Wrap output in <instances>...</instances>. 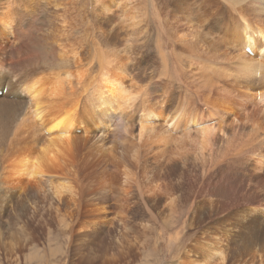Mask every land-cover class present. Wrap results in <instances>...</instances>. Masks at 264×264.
Returning <instances> with one entry per match:
<instances>
[{
  "label": "rangeland",
  "instance_id": "1",
  "mask_svg": "<svg viewBox=\"0 0 264 264\" xmlns=\"http://www.w3.org/2000/svg\"><path fill=\"white\" fill-rule=\"evenodd\" d=\"M19 1L22 2V6L18 8L20 17H23L24 22L28 21L31 24L29 25V34L32 37H36V35L46 36L45 42L37 44L38 46L29 44L28 49L32 56L27 67L29 70L41 69L47 71L48 68L53 66V62H55L53 60L56 57H54L55 55L51 50L53 45L50 43L54 41L51 34L55 25L58 24L57 21H54L53 16L59 13L63 17L62 22L67 27L64 40L68 43L77 44L79 58H81L78 62H81V65L84 66L82 69L91 66V68H94L93 49H111L120 56L125 53L127 84L130 83L129 80L132 77L135 80L131 81L141 84L145 88V91H142L133 106L138 108V105L143 101L142 99L147 98V101L151 103L146 108L144 107L145 109L153 104V107L157 109L158 106H163V114L169 116V111L175 103L181 102L189 107L193 105L198 110L197 116H199L196 117V120H202L204 124H207L205 125L207 127L215 126V132L211 136L210 144L206 146L203 157L195 156L198 153L197 150L196 153H187L188 156L184 154V157H177L170 150V147L172 148L181 136L183 138L186 135L189 138L192 135L188 134L187 130L180 128L174 130L172 125L175 121L165 123V120L161 117H158L157 120L152 118L153 120L149 123L159 128L162 127L164 129L163 134L167 133L171 142H173L166 146L169 152L166 153L168 150L165 149L163 157H159L158 154L154 156L155 153H158L157 150L161 149L162 142H159L161 147H156L152 145L153 138L147 140L148 137H144L143 140L139 141L140 144L137 143L138 140L134 137V133L138 131V126H140L138 125L139 120L137 121L140 113L136 107L131 106L132 109L128 107L127 113L121 111L123 114L119 110L113 113L108 112L105 115L109 116L111 120L99 127L94 124L97 120L93 118L94 115L89 116L88 114L86 117L80 113L82 103V96H80L81 98L78 99L81 102L77 101L78 104L76 103L74 110L76 112L72 114H76L77 119L73 134L75 133L74 136L79 138V141L73 156L70 157L78 168V173L74 176L68 175L69 178H72L70 180H72L71 182L75 188L72 187L74 192H66L60 199H57L47 191L37 189L34 184L29 185L27 183V187H24V189L23 187H20L21 189L18 187L7 188V181H11L9 167L12 165L8 162V159H11L18 151H26L31 154H33V151H39V147L33 146L36 137L32 136V128L16 129L18 126L16 125L15 130L13 129L9 134L10 136H8L9 140L4 146L0 147V264H188L191 259H197L196 261L201 264L205 261L208 264H218L220 260L218 255H211L212 257H210V250L218 240H216V235L225 236L229 240L228 242L219 241L220 243L218 242L217 245L219 250L221 248L224 250L231 248L230 250H232L238 244L255 242V239L257 241L259 236L262 239L260 231L263 232L262 235L264 236V133H262L264 132V124L261 125L258 135L251 138L253 140H248V137L251 135L250 127L257 124L256 121L264 122V101H260L258 98V101H255L256 93L264 90V53L259 52L261 58L251 57L252 54L248 55L245 47L243 48L244 51L242 50V42L240 44L235 38L237 31L242 35V21L239 17V11L244 2L246 3L248 0H241L239 4H235L231 0H133L132 3L130 2L131 12H126L124 16L121 8L117 7L123 2L122 0H119V5L114 6L112 1L107 2V6L111 5L110 11L102 8L101 0H42L43 3L47 4V7L43 10L39 9V13L36 9L32 11V9L25 7L27 0H10L11 3ZM260 1L258 0V2ZM176 4L189 5L195 11L197 9L196 12L203 22L201 27H198L199 23H195V21H184L182 17L186 13L177 12L179 10L175 9ZM253 6L264 8L262 3H255ZM249 9L244 13L243 18L251 19L252 22L256 21L255 18L260 20L259 15H256L255 18L253 16L255 9L251 11ZM41 11H44V14ZM168 11L172 12L167 13ZM46 15L48 18L45 17ZM214 15L215 17H213ZM122 24L124 25L122 26ZM173 28L178 30L177 35L180 34L179 37L175 38ZM169 31L173 35L168 34ZM220 32H225L227 36H222ZM201 35L207 40H218L217 44L219 45H228L231 48L229 54L222 53V50L216 51L212 44H203L200 47V41L203 40ZM211 36L215 37V40ZM194 37L196 40H194ZM11 38L15 40L14 35ZM250 38L259 41L257 33L254 37L252 34ZM248 39L249 37H246V40ZM232 44H236L238 49L244 52L248 59L252 60L253 63L250 65H253V67L245 69V62L236 59V57L234 58ZM260 46L259 43H255L253 49H249V51L255 53L257 47ZM22 52H24V48L14 50L17 58L23 56ZM175 53L178 58L174 55ZM186 54H190V56L187 57ZM165 57L168 59L170 74H173V77L170 74L169 76L163 75L164 77L161 74L155 75V71L159 72L156 67L161 66L162 60L166 59ZM188 58L195 60H189ZM7 59L6 63L9 65L10 55ZM22 66L20 67L22 69L16 70V73H14L16 78L27 71ZM189 66L190 72L193 73L191 79H194V81L203 79L200 81L206 86L205 94L206 92L212 94L217 101L220 100L218 98L221 96L225 97L222 99L225 102L216 105L215 110L211 107L207 109L210 103L204 95L199 97L197 92H193L192 95L185 92V86L183 85L186 82L185 74L187 71L185 69H189ZM258 68H260V75H257ZM173 70L175 73L172 72ZM133 71L135 73L137 71V73L135 74ZM221 71L223 72L220 73ZM225 71L226 73H224ZM209 90L210 92H208ZM21 96L22 98L26 97L23 92ZM7 99L9 98L7 97ZM233 104L234 106H230L232 107L231 110L229 105ZM222 106H225V108ZM38 108L39 110H37ZM43 112L44 108L42 109L40 105L33 108L31 113L33 123L40 121L42 123V120L48 116ZM96 112H100V110H96ZM137 113L139 114L137 115ZM220 114H223V120L216 121L218 116H221ZM1 118L0 116V125L4 126L5 120ZM180 120H177V122ZM223 121H225V124ZM128 126L131 130L127 129ZM0 127L2 130V126ZM195 127L190 129L189 133H192ZM78 129L81 130L77 131ZM98 132L99 134H97ZM2 133L7 135L3 131ZM54 133L55 131L52 130L47 134L40 129L39 137H46ZM101 137L104 138V140H101L102 142L100 141L104 146L114 145V156L109 154H106L108 155L106 156L103 154L104 152L100 153L101 156L100 154L90 155L88 151L90 143L84 146L85 142L83 143L80 140V138L96 139ZM177 137L179 138L177 139ZM157 138L155 137V140ZM192 138L194 137L189 139ZM123 143L127 145L136 143L140 149L139 155H143L140 156L139 160L144 159L145 163L148 160L146 164L149 166L152 164L149 167L152 174L156 176L158 181L163 179L174 191L177 196L172 202V208L167 206L166 195L159 194L158 198L154 199L152 194L147 193L144 195L141 193L143 186L137 182L140 180L138 168L136 170L137 174L133 175L134 181L132 179L130 183H128L129 181L125 182L119 160H130L131 163L134 160L130 159L129 153L122 150ZM142 143L145 145L143 144L141 148ZM30 145H32V148H28ZM92 147H95V145H92ZM139 160H136L137 164ZM259 160H262L261 163ZM136 162H134L133 171H135ZM183 162L189 163V167H186ZM254 166H257L256 170ZM53 169L55 173L46 169L39 176L50 177L55 174L54 177H59L57 172H60L54 167ZM157 169H159L158 172ZM228 172H232V174ZM254 173L260 174L259 180L254 178ZM216 185L224 187V191L229 192L226 198L224 197L226 195L218 194L217 196L215 194L216 188H213V186ZM140 194L144 195V199L148 195L146 198L151 199L148 200L150 205L144 203ZM211 201L215 202L214 206L211 205ZM195 235L196 240L193 239ZM263 248L264 241L263 247H261V252L263 251V254L261 253L263 255L262 259H264ZM246 254L240 258L238 256L232 257V255L229 257V262L231 264H241L245 260L243 263L245 264L246 258H249L245 257ZM233 259L234 261L238 260L234 262Z\"/></svg>",
  "mask_w": 264,
  "mask_h": 264
},
{
  "label": "bare ground",
  "instance_id": "2",
  "mask_svg": "<svg viewBox=\"0 0 264 264\" xmlns=\"http://www.w3.org/2000/svg\"><path fill=\"white\" fill-rule=\"evenodd\" d=\"M32 1L33 0H27L26 6H25V7H28L30 9H32V11L36 9V11L39 13V9L43 10V8L47 7V4L43 3L42 0H37V1L34 0L33 2ZM110 1H112L114 3L113 6L114 5H119V0H106V1L105 0H101L100 4H102V6H103L102 8L104 10L110 11L111 5L107 6V2H110ZM122 1L123 2L117 7L121 8L122 14L124 16L126 14V12H131L132 7L130 5H131L133 0H122ZM231 1L233 3H235V4H239L241 2V0H231ZM168 3H169V1H168ZM255 3H258V4L262 3L263 6H264V0H261L260 2H258V0H248V2L247 1H246V3L244 2L243 7L239 11V17L241 18V21H242V35H240L241 33L237 31V36H235V38L237 39V42H240V44L242 42L241 47H242L243 51H244V49H243L244 47L247 48V49H251L252 50L253 46L255 45V43H257V44L259 43V45H261V46L257 47V50H255V53L251 51V53H247V54L248 55L252 54L251 57L256 56V58H261L260 53L261 54L264 53V8L254 7L253 4H255ZM21 4H22L21 1L16 2V3H13V2L11 3L10 0H2V1L0 0V96H1L0 97V116L2 118H4V120H5L4 126L0 125V126H2V130H1V127H0V147L5 145V143L9 140L8 139V136H10L9 134H11V132L15 128V126L18 125L16 129H18V128H28V129L32 128L31 129L32 136L34 138L36 137V141L34 142L33 146L36 145V148L39 147V151H33V154H31L30 152H26V151H20V152L18 151L17 153H15L12 156L11 159H8V162L12 164L9 167V174L11 175V181H7V180H5V181H7V184H8L7 188H9V189L17 188V187L18 188H20V187L22 188L23 187V189H24V187H27V183H29V185L34 184L37 189L47 191L51 195L57 197V199H60L64 194H66V192H68V193L72 192V191L74 192V189H72L74 184H72V182H71L72 180H70L72 178H69L68 175L74 176L76 173H78L77 172L78 168L75 166L74 162H72L71 158H70L71 156H73L74 151L76 150V147H77V143L79 141V138H76L74 136L75 133L73 134L74 128H75L74 125L77 124V119L75 117L76 114L72 115V114H74L76 112V111L74 112V110L76 108V105L78 104V102H77L79 100L78 98L80 96H82V103L80 105V108H81V112L80 113H82V115H85L86 117L88 116V114H89V116L94 115L93 118L97 119L94 122V124H97L100 127V126L105 125V122L111 120V118L109 116L105 115V114H107L108 112L113 113L116 110H119L120 112L121 111L126 112L128 107H131V106L134 105V103H136L135 101L140 96L142 91H145V88L141 84L133 82L135 79L133 80L132 77H130V80H129L130 83L127 84L128 83V82H126V78H127L126 77V62L127 61H126L125 53H124V55L122 54L123 56H120V55H117L116 52L114 50H111V49H106V50H98V48L93 49L92 59L95 60L94 68H91L92 67L91 66V67H86V68L82 69V67H84V66L81 65V62H78L81 58H79V53H78V50H77V44L76 43H68V42H66L64 40V34H65V30H66L67 27H65L66 25H64V22H62L63 17L61 15H59V13L57 15L53 16L54 21L58 22V24H56L55 27L53 28V31H52V34H51L52 37H53V40H54V41H52L50 43L51 45H53V48H51V50H52V52L55 55L54 57H56L55 60H53V61H55V62H53L54 63L53 66L48 68L47 71H44V70H41V69L40 70L38 69L36 71H33L32 69L29 70L27 67L29 66V61L31 60V57H32L31 53L29 52V49H28L29 48V44L30 45L31 44H36V45L37 44H41V42H43V41L45 42L46 36H44V35L37 36L36 35V37H32L31 34H29V31H30L29 30V25H31V24H29L30 22H28V21L24 22L23 21V17L21 16L22 17L21 18L20 14H19L18 8L20 6H22ZM55 4H56V2H55ZM98 4H99V2H98ZM201 4H202V2H201ZM183 6H185V7H183ZM183 6L176 4V8H175V9L179 10L177 12H181L182 11V12L186 13L182 17V19L184 21H187V22L195 21V23H199V25H197V26L201 27V23H203V22L200 20V16L196 12L197 9L195 11V9L193 7H190L189 5H186V4L185 5L183 4ZM256 6H257V4H256ZM209 7H210V5H209ZM96 8H97V6H96ZM159 8L161 9V7H159ZM248 8H250L249 11L255 9L253 11V13L255 15L253 14V16L255 18L256 15H259L260 20L255 18L256 21L252 22L251 19H246V17H245V19H246L245 20L243 17L245 15L244 13L248 11ZM168 9H170V8H168ZM213 9H214V7H213ZM218 9H220V8H218ZM26 11H28V10H26ZM52 11H51V14H52ZM161 11H163V10L161 9ZM42 12L44 14V11H41V13ZM164 12H165V9H164ZM171 12L168 11L167 13H171ZM210 12H211V10H210ZM226 12L228 13V11H226ZM260 12H263V13H260ZM101 13H103V12H101ZM161 13H163V12H161ZM172 14H174V13H172ZM209 15H210V13H209ZM215 15L213 17H215ZM45 17H47V15ZM176 17H178V16H176ZM157 18H159V17H157ZM217 19H218V17H217ZM173 20H174V18H173ZM225 21H227V20L225 19ZM124 24H126V23L124 22ZM124 24H122V26ZM189 25H190V23H189ZM177 27H179V26H177ZM185 27H187V26H185ZM203 27H205V26H203ZM32 28H34V27H32ZM169 29H171V28H169ZM190 29H191V25H190ZM183 30H185V29H183ZM169 32H168V34H171V32L170 33ZM256 33L258 34V39H259L258 42L255 39L253 40L252 38H250V36H252V34H253V37H254V35ZM173 34L176 35L175 38L177 36L179 37V35H180V34L177 35L178 34V30H175V29L173 30ZM173 34H171V35H173ZM220 34L222 36H224V37L227 36V34L225 32H220ZM12 35L15 36V38H14L15 40H12V38H11ZM85 35L87 36L88 33L85 34ZM114 35H115V33H114ZM83 36H84V33H83ZM181 37H182V35H181ZM184 37H186V36H184ZM209 37H210V34H209ZM246 37H249V39L246 40ZM201 38H203L202 35H201ZM211 38H213V37L211 36ZM115 39H117V38H115ZM80 40H81V38H80ZM194 40H196L195 37H194ZM20 42H21V44H20ZM170 42H171V40H170ZM217 42H218V40L217 41L216 40L212 41V39L207 40V39L203 38V40L200 41L199 46L202 47L203 44H207V45L208 44H212L214 46V49H216V51L217 50L218 51L222 50L223 51L222 53L228 55L229 54V50L231 48L228 45H224V46L223 45H219V44H217ZM111 44H112V42H111ZM185 44H187V43H185ZM113 46L117 48V46H115V45H113ZM162 46H164V45H162ZM221 46H223V47H221ZM91 47H93V45H91ZM23 48H24V52H22L23 56L22 57L18 56V58H17V56H15V54H14V50L15 51L18 50V49L22 50ZM118 48L122 49L120 46H118ZM192 48H193V46H192ZM234 49H237V50H234ZM184 50H186V49H184ZM178 51H176V52H178ZM162 52H163V50H162ZM232 54H234V58L236 57V59H241V60H243L245 62V65H244L245 69L253 67V65H250L251 63H253L252 60L248 59V56L246 54H244V52H241L238 49L236 44H234V45L232 44ZM9 55H10V59H9L10 62H9V65H8V63H6V59L9 57ZM162 55H164V54H162ZM174 55H176V53ZM188 55L190 56V54H188ZM188 55H187V57H188ZM165 58L167 59V57H165ZM176 58H178L177 55H176ZM185 58H186V56H185ZM166 59L162 60L163 62L161 63L160 67H156L157 69H159V72L155 71V75L161 74L162 76L163 75L169 76V74H170L169 68L170 67H169L168 59H167V62H166ZM188 59L189 60H195V59H190V58H188ZM232 60H233V58H232ZM176 62H175V64H176ZM173 63H174V61H173ZM173 63H171V64H173ZM192 63H194V62H192ZM192 63H191V65H192ZM177 65H178V63H177ZM21 66L23 67V69H26L27 71H25L24 73L22 72L23 74H21L19 77L16 78V75L14 73H16V70L18 71L19 69H22V68H20ZM241 69H242V67H241ZM255 69H256V67H255ZM185 70L187 71L186 74L184 73L186 75V82H184V83L182 82V83L185 86V92L186 93L189 92V95H192L193 92H197V93H199L198 94L199 97L201 95H204V97L206 99H208L209 103H210L208 105L207 109L209 107H211V109L215 110V106L216 105H219L221 102H225V100L222 101V99L225 98L223 96L218 98L220 100L217 101L216 98L212 94H207V92L205 94V91L207 90L206 86H205V84L202 81H200V80H203V79H200L198 81H194V79H191L192 76H193V73L190 72V66H189V69H185ZM131 71H132V69H131ZM172 72L175 73L174 70ZM205 72H207V71H205ZM222 72L223 71H221L220 73H222ZM136 73H137V71H136ZM224 73H226V71ZM227 73H229V72H227ZM260 74H261L260 68H258L257 75H260ZM172 75L170 74V76H172ZM182 75H183V73H182ZM181 78L183 79V77H181ZM131 80H133V81H131ZM149 80H150V78H149ZM170 81H172V80H170ZM207 81H209V80H207ZM144 83H145V81H144ZM173 87H175V86H173ZM22 92L26 95L25 98H22V96H21ZM208 92H210V90ZM263 92H264V90L263 91H258L256 93L255 101H258V100L264 101ZM145 96H146V94H145ZM7 97L9 99H7ZM29 97H30V99H29ZM143 97H144V94H143ZM257 98H258V100H257ZM142 100H141L142 102L140 101L141 103L138 105V108L136 106H133V107H136L138 112L140 113V114L137 113V115L139 114V117H137V121L139 120L138 121V125H140V126H138V131H136L134 129L136 131V133H134V137L137 138V140H138L137 143H139L140 140H143L144 137H146V138L148 137L147 140H151V138H153L152 141L154 142V144L152 142V145H154L156 147L160 146L159 142L160 143L162 142V145H161L162 147L160 146L161 149L157 148L158 149L157 150L158 153H155L156 152V150H155V152H154L155 155L154 156H156V154H158L159 157H163V154H165L164 150L168 148L166 146L170 145L173 142H171L170 136H168L166 132H165L166 134H163L164 133V129L162 127L159 128L156 125L154 126V124H151L149 122H151L153 119L157 120L158 117L163 118L165 120V123H168L170 121L171 122L175 121V123H176L177 120L181 119L176 124L174 123V125H172L173 129L175 130V129L180 128V129H183V130H187L188 134L192 135L191 137H194V138H192L190 140L189 138H191V137L187 138L186 135H185L186 137L183 136V138H181L182 136L180 138L177 137V139L179 138V140H176V143L173 144L172 148L170 147V150H172L176 154L175 156H177V157H184L183 155L184 154L187 155V153H189V152L196 153V150H197L198 153L195 154V156L196 155H198L199 157L200 156H202V157L204 156V152H205L206 146H208V144H210L209 142L211 140V136H213L212 134H214V132H215V128H214L215 126L214 127L213 126L207 127V126H205L207 124H204L202 120L201 121L200 120H196V117L198 118V116H199V115L197 116V111L198 110H197L196 107H194L193 105H191L189 107V106H187V105H185L184 103H181V102L175 103L173 108H171V110L169 109L170 110L169 111L170 114L168 116V115L163 114V112H162L163 111V106H158V109H157L156 107H153L154 106V104H153V105H151V107L149 106L147 109H145L146 106L149 103H151V102L147 101L148 100L147 98H143ZM155 103H157V102H155ZM39 105H40V107L42 109L44 108V112L43 113H46V115L48 114V116L46 117V115H45L46 118H44L42 120L43 124L41 123V121L38 122V123H33L34 120L31 117V113H32L33 108L35 106L37 108V106H39ZM224 105H226V103H224ZM42 106H44V107H42ZM230 106H234V104L233 105H229V108H231V110H232V107H230ZM223 108H225V106ZM229 108L227 107V109H229ZM131 109H132V107H131ZM155 109H157V110H155ZM37 110H39V108ZM96 110H100V112H96ZM223 110H225V109H223ZM223 112H225V111H223ZM217 113H218V111H217ZM220 115L221 116H218L216 121L223 120V118H222L223 114H220ZM121 117H123V116H121ZM125 117L127 118V116H125ZM125 117H124V119H125ZM127 119H129V118H127ZM223 122L225 124V121H223ZM256 123L257 124L253 125V127H250L251 128V130H250V134L251 135H250V137H248L249 138L248 140H250L251 138H255L258 135V133H259L260 127H262L261 125L264 124L263 121H259V120L256 121ZM190 126H192V127H190ZM195 126H197V127H195ZM203 126H205V127H203ZM193 127H195L194 131L192 133H189L190 129H192ZM86 128H89V127H86ZM40 129L42 131H44V133H47V134H49L50 131H52V130L55 131V133L53 135H47L46 137H39ZM127 129L131 130V128L129 129V126L127 127ZM80 130L78 129L77 131H80ZM2 131L5 134H7V135H3ZM262 133H264V132H262ZM97 134H99V132ZM130 135H132V134H130ZM155 137H158V138L155 140ZM92 138H84V139L80 138V140L83 141V143L85 142L83 144L84 146H87V144L90 143V145L88 146V147H90V149L88 150L90 152V155L91 154H94V155L95 154H100V153L104 152L103 153L104 155L109 154V155L114 156V145L104 146V144L101 143L102 142L101 140H104V138H102V137L101 138H96V139H92ZM145 140H144V143L147 141V140L146 141ZM251 140H253V139H251ZM246 141H247V139H246ZM144 143H142L140 145L141 148H142V145ZM132 144L133 143H131V145H130V143H129L127 145V144L123 143L122 144V147H123L122 150H124V152H126V153H129L130 159H133L134 162H136V160H139L140 156H143V155L142 154L139 155V150L140 149L137 147V144L136 143H134L136 145H134V144L132 145ZM92 145H95V147H92ZM222 147H224V146H222ZM21 148H24V147H21ZM28 148H32V145L28 146ZM150 148H152V146H150ZM257 149H259V148H257ZM167 152H169V150L166 151V153ZM152 153H153V151H152ZM262 154H263V152H262ZM256 155H258V154H256ZM100 156H101V154H100ZM106 156H108V155H106ZM256 157L258 158V156H256ZM198 159L200 160V158H198ZM143 160L144 159H142V160L140 159L138 161V164L136 162L135 171H133L134 162L131 163L130 160H124V159L123 160H119L120 161V167L122 168V174H123V177L125 179V182H128V181H129L128 183L132 182L133 175L135 173L137 174L136 170L138 168L140 180H138L137 182L143 186L142 192L141 191H138V192L139 193L141 192L144 195H146L147 193L149 195L152 194V196H154V199L158 198L159 194L166 195L167 196V202H168L167 206L172 208V202L174 201V199H175V197L177 195L174 194V191L170 188V186L167 183L164 182L163 179H161V181H158L156 176L153 175L151 170L149 169V167L152 164L149 166V165L146 164L148 162V160H147L146 163ZM172 160H174V159H172ZM259 161L261 163L262 160H259ZM238 162H239V160H238ZM139 163H141V164H139ZM183 164L184 165L186 164V167H189V163L183 162ZM53 167L57 171L60 172V173L57 172V175H59V177H54L55 174L54 175L52 174L53 176H50V177H41V176H39V174L41 172H44V170H46V169L48 171L52 172V173H55V170L53 169ZM244 167H245V165H244ZM256 167L254 166L255 170H256ZM241 169H244V168H241ZM158 171H159V169H157V172ZM239 172H241V171H239ZM228 173L232 174V172H228ZM157 175H158V173H157ZM253 176L257 180H259V178H260V174H258V173H254ZM221 179H222V177H221ZM224 179H228V178H224ZM133 181H134V179H133ZM214 187L216 188L215 194L217 196H218V194L226 195V196H224L225 198L228 196L229 192L224 191V189H225L224 187H220V185L213 186V188ZM74 188H75V186H74ZM144 195L140 194L142 200L144 201V203L146 205H150V204H148V200H151V199L146 198V197H148V195L145 196V199H144ZM152 201H154V200H152ZM214 204H215V202L211 203L212 206H214ZM154 205H153V207H154ZM119 222H120V220H119ZM122 223H123V221H122ZM260 233H261L262 239L258 235L259 238H257V241L255 239V242H252V243H249V244H238V245L234 246L232 248V250H230L231 248H229V249L227 248V250H224V249L221 248L219 250L217 248L218 242L219 241L228 242L229 240L225 236L223 237V236H220V235H216V237H217L216 240L217 239L218 240L214 244L215 248L213 246L211 248V250H210V257H212L211 255H214V256L218 255V257L220 259L218 264H231V262H229V257H231L233 255L232 257H235V256L237 257L238 256L240 258V257H243L248 252L245 257H249V258L248 259L246 258L247 261L245 262V264H264V259H262V257H263V255H262L263 253L262 252L263 251L261 252V247H263L264 236L262 235L263 234L262 231H260ZM193 239L196 240V235L193 237ZM247 239H249V238H247ZM231 242H232V240H231ZM231 246H233V245H231ZM198 248H199V246H198ZM201 248L204 249L203 247H201ZM196 260L197 259H191L190 261H188V264H201L200 262H197ZM236 260H238V259H236ZM233 261H234V259H233ZM239 261H240V259H239ZM244 261H242L241 264H243ZM203 264H208V263L205 261Z\"/></svg>",
  "mask_w": 264,
  "mask_h": 264
},
{
  "label": "water",
  "instance_id": "3",
  "mask_svg": "<svg viewBox=\"0 0 264 264\" xmlns=\"http://www.w3.org/2000/svg\"><path fill=\"white\" fill-rule=\"evenodd\" d=\"M247 49V48H246ZM249 50V49H248ZM246 51V50H245Z\"/></svg>",
  "mask_w": 264,
  "mask_h": 264
}]
</instances>
